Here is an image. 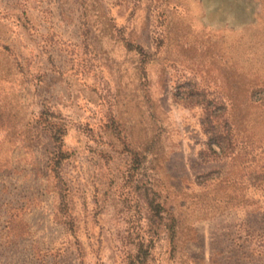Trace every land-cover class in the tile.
Listing matches in <instances>:
<instances>
[{"label":"rangeland","instance_id":"374dc122","mask_svg":"<svg viewBox=\"0 0 264 264\" xmlns=\"http://www.w3.org/2000/svg\"><path fill=\"white\" fill-rule=\"evenodd\" d=\"M0 264H264V0H0Z\"/></svg>","mask_w":264,"mask_h":264},{"label":"trees","instance_id":"16d2710c","mask_svg":"<svg viewBox=\"0 0 264 264\" xmlns=\"http://www.w3.org/2000/svg\"><path fill=\"white\" fill-rule=\"evenodd\" d=\"M217 106H209L207 108V122L205 123V129L207 134L209 135L210 140L217 146L219 149V153H217L213 148L210 149L214 154L223 155L229 152L231 149L232 144L228 142V144L223 139V133H221L220 128L223 129L224 127L220 123V119L222 118L221 112H218ZM227 131V130H226ZM226 138H229V131ZM158 207L155 206V208Z\"/></svg>","mask_w":264,"mask_h":264}]
</instances>
